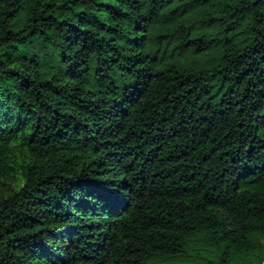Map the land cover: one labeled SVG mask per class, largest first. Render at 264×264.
Masks as SVG:
<instances>
[{
  "label": "trees",
  "instance_id": "obj_1",
  "mask_svg": "<svg viewBox=\"0 0 264 264\" xmlns=\"http://www.w3.org/2000/svg\"><path fill=\"white\" fill-rule=\"evenodd\" d=\"M0 264H264V0H0Z\"/></svg>",
  "mask_w": 264,
  "mask_h": 264
}]
</instances>
